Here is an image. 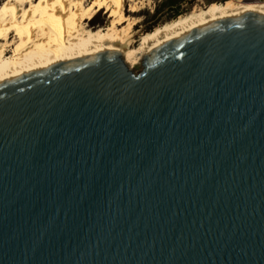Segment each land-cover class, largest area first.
<instances>
[{
    "label": "water",
    "instance_id": "1",
    "mask_svg": "<svg viewBox=\"0 0 264 264\" xmlns=\"http://www.w3.org/2000/svg\"><path fill=\"white\" fill-rule=\"evenodd\" d=\"M140 64L101 46L0 80V264H264V12Z\"/></svg>",
    "mask_w": 264,
    "mask_h": 264
},
{
    "label": "bare ground",
    "instance_id": "2",
    "mask_svg": "<svg viewBox=\"0 0 264 264\" xmlns=\"http://www.w3.org/2000/svg\"><path fill=\"white\" fill-rule=\"evenodd\" d=\"M126 4L142 8L140 0H3L0 80L101 46L121 50L131 69L149 49L200 21L238 12H264L261 0L210 2L130 42L133 21L125 14ZM102 7L111 9L106 27L93 30L83 24Z\"/></svg>",
    "mask_w": 264,
    "mask_h": 264
},
{
    "label": "rangeland",
    "instance_id": "3",
    "mask_svg": "<svg viewBox=\"0 0 264 264\" xmlns=\"http://www.w3.org/2000/svg\"><path fill=\"white\" fill-rule=\"evenodd\" d=\"M141 9H134L126 4L125 14L132 19L130 27V42H136L144 34L149 33L156 27L168 23L179 16H184L194 11L200 10L210 2H222L225 0H140ZM264 1V0H261ZM3 0H0L2 3ZM131 7V8H130ZM111 10V9H110ZM108 7H102L100 10L86 19L83 24L90 29L104 28L108 25L110 15ZM141 68L140 62L131 69L138 71Z\"/></svg>",
    "mask_w": 264,
    "mask_h": 264
}]
</instances>
